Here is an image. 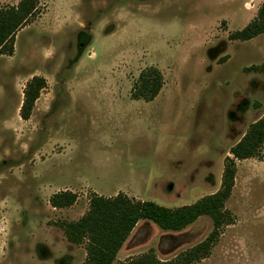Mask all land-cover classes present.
Returning <instances> with one entry per match:
<instances>
[{
    "label": "rangeland",
    "instance_id": "rangeland-1",
    "mask_svg": "<svg viewBox=\"0 0 264 264\" xmlns=\"http://www.w3.org/2000/svg\"><path fill=\"white\" fill-rule=\"evenodd\" d=\"M263 2L40 0L13 56H0V264H85L86 244L62 225L94 193L177 209L218 192L231 149L264 116V34L230 40ZM151 67L164 86L145 102L134 88ZM34 77L47 87L24 121ZM67 190L76 203L53 208ZM225 209L232 224L191 264H264V155L236 160ZM213 230L209 216L180 232L140 221L113 264L145 254L174 263Z\"/></svg>",
    "mask_w": 264,
    "mask_h": 264
},
{
    "label": "trees",
    "instance_id": "trees-1",
    "mask_svg": "<svg viewBox=\"0 0 264 264\" xmlns=\"http://www.w3.org/2000/svg\"><path fill=\"white\" fill-rule=\"evenodd\" d=\"M40 0H21L15 6L0 8V56H13L16 37L20 30L39 16ZM264 34V2L256 18L244 29L230 35V40L248 42ZM164 86L163 74L151 67L141 72L134 88V97L145 102L157 98ZM47 87L46 79L34 77L24 90L20 117L30 120L41 92ZM233 158H228L221 189L201 201L177 209H170L152 201H138L124 193L106 198L96 193L90 198L89 210L78 221L62 225L67 240L75 245L86 244L85 264H113L122 247L140 221L147 220L164 231L180 232L200 217L209 216L214 230L209 239L187 252L176 262H160L152 254L122 264H191L206 257L224 226L233 219L226 212L225 203L235 186L236 160L262 158L264 155V116L254 123L245 136L231 149ZM78 195L61 191L50 198L55 209L73 206Z\"/></svg>",
    "mask_w": 264,
    "mask_h": 264
},
{
    "label": "crops",
    "instance_id": "crops-1",
    "mask_svg": "<svg viewBox=\"0 0 264 264\" xmlns=\"http://www.w3.org/2000/svg\"><path fill=\"white\" fill-rule=\"evenodd\" d=\"M38 102V101H37ZM37 102H36V105H37ZM119 193H116L115 195H114V197L115 196H117ZM112 196H109L108 198H111Z\"/></svg>",
    "mask_w": 264,
    "mask_h": 264
}]
</instances>
